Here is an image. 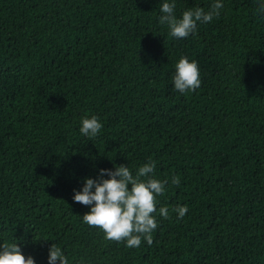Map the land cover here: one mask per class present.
<instances>
[{"label":"trees","instance_id":"obj_1","mask_svg":"<svg viewBox=\"0 0 264 264\" xmlns=\"http://www.w3.org/2000/svg\"><path fill=\"white\" fill-rule=\"evenodd\" d=\"M0 264H264V0H0Z\"/></svg>","mask_w":264,"mask_h":264}]
</instances>
